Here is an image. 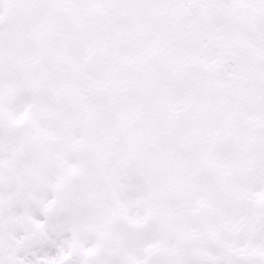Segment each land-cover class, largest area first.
Masks as SVG:
<instances>
[{
	"label": "snow or ice",
	"instance_id": "1",
	"mask_svg": "<svg viewBox=\"0 0 264 264\" xmlns=\"http://www.w3.org/2000/svg\"><path fill=\"white\" fill-rule=\"evenodd\" d=\"M0 264H264V0H0Z\"/></svg>",
	"mask_w": 264,
	"mask_h": 264
}]
</instances>
